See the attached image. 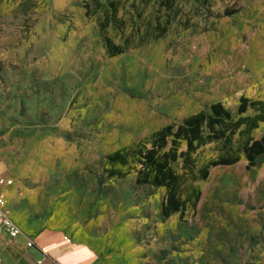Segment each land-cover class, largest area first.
<instances>
[{
    "label": "rangeland",
    "instance_id": "obj_1",
    "mask_svg": "<svg viewBox=\"0 0 264 264\" xmlns=\"http://www.w3.org/2000/svg\"><path fill=\"white\" fill-rule=\"evenodd\" d=\"M103 31L125 53L109 57ZM0 0V176L19 227L97 239L123 264H264V161L198 171L225 151L200 145L181 176L184 211L161 214L166 190L136 185L107 157L149 147L153 134L210 105L236 115L264 102V0ZM169 20L163 34L162 28ZM248 107L246 116L257 114ZM178 151H185L183 144ZM112 172L122 173L117 177Z\"/></svg>",
    "mask_w": 264,
    "mask_h": 264
},
{
    "label": "trees",
    "instance_id": "obj_2",
    "mask_svg": "<svg viewBox=\"0 0 264 264\" xmlns=\"http://www.w3.org/2000/svg\"><path fill=\"white\" fill-rule=\"evenodd\" d=\"M176 0H162L161 6L167 10H173ZM118 2L110 1L107 4L108 12L104 22L100 25L101 37L104 49L109 57L119 56L131 47L128 39L123 44H114L103 31L109 25L117 27L120 21L117 19ZM169 20L165 22L162 33L166 29ZM258 106L254 116L244 115L248 107ZM264 122V102H249L241 98L236 115H231L221 103H214L206 111H200L183 119L180 123L169 124L156 131L150 141L149 147H135L125 153L115 152L107 157L111 165L126 166L129 157L134 164L136 185H151L162 187L166 190L161 214L168 218L174 213L184 211L185 202L178 195L181 176L174 172L171 165L178 159L182 160L184 167H191V156L196 149L205 143L222 142L225 151L220 153L215 160L201 168L198 173L205 180L209 171L218 166H230L239 161V157L233 152L230 142L236 133L244 126L245 132L256 129ZM183 144L185 151H178ZM247 162L248 169L257 167L264 161V134L258 139L247 137L240 148ZM117 177H122L120 172H112Z\"/></svg>",
    "mask_w": 264,
    "mask_h": 264
},
{
    "label": "crops",
    "instance_id": "obj_3",
    "mask_svg": "<svg viewBox=\"0 0 264 264\" xmlns=\"http://www.w3.org/2000/svg\"><path fill=\"white\" fill-rule=\"evenodd\" d=\"M6 189L0 188L5 200ZM5 211L8 213L7 200ZM21 230L23 236L14 240L0 234V264H123L119 257L105 252L97 239L51 228L21 227ZM27 240L33 242L32 247H26Z\"/></svg>",
    "mask_w": 264,
    "mask_h": 264
},
{
    "label": "built area",
    "instance_id": "obj_4",
    "mask_svg": "<svg viewBox=\"0 0 264 264\" xmlns=\"http://www.w3.org/2000/svg\"><path fill=\"white\" fill-rule=\"evenodd\" d=\"M12 185V181L0 176V188L8 187ZM6 200L4 196L0 193V234H6L11 240L19 236H23V232L21 228H19L8 216L5 211ZM33 242L31 240H27L26 247H32Z\"/></svg>",
    "mask_w": 264,
    "mask_h": 264
}]
</instances>
